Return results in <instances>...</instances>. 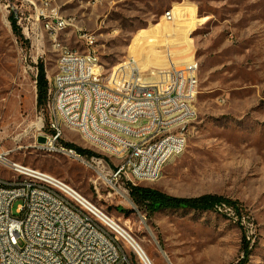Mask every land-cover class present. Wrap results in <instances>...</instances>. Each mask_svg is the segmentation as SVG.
I'll list each match as a JSON object with an SVG mask.
<instances>
[{"label": "rangeland", "instance_id": "obj_1", "mask_svg": "<svg viewBox=\"0 0 264 264\" xmlns=\"http://www.w3.org/2000/svg\"><path fill=\"white\" fill-rule=\"evenodd\" d=\"M53 9L70 18L58 38L74 55L89 57L79 35H93L91 72L100 86L127 90L132 61L142 83L198 63L190 100L195 116L181 123L184 151L166 158L155 181L135 186L175 197L215 195L220 203L148 213L126 184L97 179L96 169L38 147L49 129L37 106L36 65L42 62L47 80L65 76L56 70L61 51L45 26ZM91 107H107V100L91 99ZM69 116L77 117V110L57 115L59 144L93 152L108 161L104 172L110 173L120 160L102 153L100 141L80 135ZM147 122L148 115L135 116L133 127ZM127 130L130 121L116 123V131ZM0 140L11 160L60 178L109 213L152 264H238L247 243L250 254L242 264H264V0H0ZM12 174L0 166V178ZM122 245L131 262L141 261L127 241Z\"/></svg>", "mask_w": 264, "mask_h": 264}, {"label": "built area", "instance_id": "obj_2", "mask_svg": "<svg viewBox=\"0 0 264 264\" xmlns=\"http://www.w3.org/2000/svg\"><path fill=\"white\" fill-rule=\"evenodd\" d=\"M49 15L58 21V28H50L47 34L61 51L56 70L65 73V80L48 76L43 110L49 132L38 147L96 169L97 179L127 186L155 181L160 177L157 159L165 150L182 147L183 152L186 147L187 130H181V123L195 116L190 100L198 88V63L172 68L155 81L142 83L136 76L139 67L132 61L127 90L101 87L100 82H93L91 72L96 55L93 35H79L89 57L74 55L58 38L60 25L70 24V18L54 9ZM91 99L107 100V107H91ZM82 100H90V109H83ZM67 110H77V117L69 118L80 135L100 141L105 145L102 153L120 160L110 173L104 172L107 160L59 144L62 127L57 115ZM138 115H148L144 127H133ZM123 121H130L129 132L116 131V123ZM0 166L13 172L10 179L0 178V264H147L141 258L135 263L128 259L122 240H133L132 235L109 213L60 178L11 160L1 140ZM17 200L20 203L13 212Z\"/></svg>", "mask_w": 264, "mask_h": 264}, {"label": "trees", "instance_id": "obj_3", "mask_svg": "<svg viewBox=\"0 0 264 264\" xmlns=\"http://www.w3.org/2000/svg\"><path fill=\"white\" fill-rule=\"evenodd\" d=\"M11 22L13 27L16 29V18L12 17ZM36 68L37 106L44 108L48 84L42 62H39L38 65H36ZM66 145L67 147H74L79 153H88L89 155H93V152L89 150L76 147L68 143H66ZM129 192L134 202L144 208V210L148 213L164 209L207 210L212 209L215 204L220 203L222 200L221 197L215 195H203L193 198L175 197L159 190L135 185L129 186ZM248 244L249 243L243 247L244 259L238 264L244 263V261L248 258L250 254Z\"/></svg>", "mask_w": 264, "mask_h": 264}, {"label": "bare ground", "instance_id": "obj_4", "mask_svg": "<svg viewBox=\"0 0 264 264\" xmlns=\"http://www.w3.org/2000/svg\"><path fill=\"white\" fill-rule=\"evenodd\" d=\"M171 16L170 17H166L167 20H172L173 17V13L170 12ZM54 19V21H53ZM54 22V23H53ZM45 26L48 30H50V28H58V21L56 20V17L54 15H52L51 20L47 21L45 23ZM66 26V24H61L60 25V30L63 29ZM137 64V63H136ZM191 64V63H190ZM138 65V64H137ZM111 79L112 82H117L118 81V77H116V75L111 74ZM103 87V86H101ZM130 87V86H129ZM82 105H85V109L89 108V102L86 101L83 103L82 100ZM70 117V116H69ZM66 119V118H64ZM68 120H70V118H67ZM66 119V120H67ZM70 124V123H69ZM77 127V126H76ZM141 127V126H140ZM127 129V128H126ZM121 132V131H120ZM126 132V131H125ZM128 132V130H127ZM88 138V137H87ZM90 140H95L93 138H89ZM104 146V145H103ZM181 151V147H175L173 149H170L162 158H160V161L157 160V168H160L162 166V164L164 163V161L166 160V158L174 155H177L179 152ZM174 158V157H173ZM103 179H105L104 177H102ZM133 240L129 239L126 240L127 243H129V245L132 247V249L136 252V254L139 256V258H141L143 261H145L147 264H152L151 260L149 259L148 255L146 254V252L143 250V248L136 242L135 238L132 236Z\"/></svg>", "mask_w": 264, "mask_h": 264}, {"label": "crops", "instance_id": "obj_5", "mask_svg": "<svg viewBox=\"0 0 264 264\" xmlns=\"http://www.w3.org/2000/svg\"><path fill=\"white\" fill-rule=\"evenodd\" d=\"M63 79L65 80V76H64V77H62V78H58V80H63Z\"/></svg>", "mask_w": 264, "mask_h": 264}]
</instances>
